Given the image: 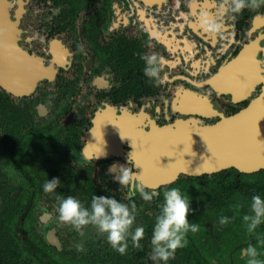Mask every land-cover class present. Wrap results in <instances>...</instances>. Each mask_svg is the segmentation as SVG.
<instances>
[{"label":"flooded vegetation","instance_id":"obj_1","mask_svg":"<svg viewBox=\"0 0 264 264\" xmlns=\"http://www.w3.org/2000/svg\"><path fill=\"white\" fill-rule=\"evenodd\" d=\"M221 2L0 0V264H154L155 218L171 188L190 200L188 220L199 231L155 264H247L249 244L264 261L257 241L264 223L250 235L242 219L264 191L240 180L260 177L264 167L180 174L159 186L138 179L158 193L147 203L139 193L129 199L118 168L109 171L116 164L138 172L141 131L177 120L214 124L261 93L263 82L236 101L210 83L234 60L233 74L264 76V6L218 15ZM203 13L223 24L222 35L203 30ZM152 53L162 61L159 83L144 75L141 57ZM54 178L59 186L45 193ZM94 195L136 204L133 229L145 230L140 248L129 239L120 255L91 225L75 230L58 221V198L90 208ZM221 216L230 222L220 225Z\"/></svg>","mask_w":264,"mask_h":264},{"label":"water","instance_id":"obj_2","mask_svg":"<svg viewBox=\"0 0 264 264\" xmlns=\"http://www.w3.org/2000/svg\"><path fill=\"white\" fill-rule=\"evenodd\" d=\"M237 63L232 61L229 71L215 75L212 86L236 101L250 96L263 82L261 93L245 108L214 124L177 120L141 131L135 161L142 182L159 186L180 174L198 176L231 167L252 172L264 167V76L246 80L241 71L233 74Z\"/></svg>","mask_w":264,"mask_h":264},{"label":"clouds","instance_id":"obj_3","mask_svg":"<svg viewBox=\"0 0 264 264\" xmlns=\"http://www.w3.org/2000/svg\"><path fill=\"white\" fill-rule=\"evenodd\" d=\"M264 6V0H222L217 14L230 11L233 14L240 13L243 9H259ZM201 27L211 35H222L223 24L217 20L209 18L207 13L201 17ZM141 59L145 62L144 75L150 81L157 83L161 80V58L156 54L144 55ZM121 134V133H120ZM122 138H125L121 135ZM130 161L132 162L131 156ZM119 174L115 179L127 189L128 197L131 199L139 193L144 202H151L153 197L158 195L155 191L149 193L145 191V185L138 183L139 175L123 165L113 164L110 172ZM60 181L56 178L48 180L43 185L45 193H53L59 186ZM190 212V200L182 196L179 188H171L163 193V203L160 206V213L155 218L152 233V254L151 260L154 262H167L174 257L176 251L183 248L186 243V236L189 232L199 231L198 223H190L188 215ZM58 221L62 225H69L75 230H80L91 225L99 233L105 234L107 243L120 255H125L129 247V239L134 248H140V241L144 238V228L137 226L133 229L136 220L137 206L133 202L130 205L122 203L115 198L94 195L91 199L90 208L81 205L80 201L73 196L58 198ZM243 222L247 232L256 233V229L264 223V199L260 195H253L250 204V214L243 216ZM220 225H227L230 221L227 216L219 218ZM257 241L264 244V239L257 236ZM78 251L83 247L78 246ZM247 258V264H264L258 259L260 252L257 247L249 244L242 250Z\"/></svg>","mask_w":264,"mask_h":264},{"label":"trees","instance_id":"obj_4","mask_svg":"<svg viewBox=\"0 0 264 264\" xmlns=\"http://www.w3.org/2000/svg\"><path fill=\"white\" fill-rule=\"evenodd\" d=\"M228 172H230L231 174H235V173L238 174V171H236L235 169L228 170ZM240 180L250 182L252 185L260 184L262 186L260 185H257V186H260L262 188L261 191L262 190L264 191V185H263L264 184V174L253 180H250L247 175H240Z\"/></svg>","mask_w":264,"mask_h":264}]
</instances>
